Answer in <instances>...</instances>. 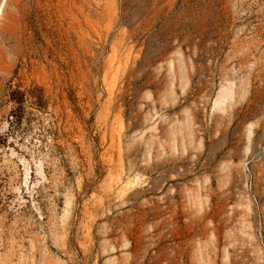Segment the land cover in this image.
Returning <instances> with one entry per match:
<instances>
[{
    "label": "rangeland",
    "instance_id": "1",
    "mask_svg": "<svg viewBox=\"0 0 264 264\" xmlns=\"http://www.w3.org/2000/svg\"><path fill=\"white\" fill-rule=\"evenodd\" d=\"M0 135V264H264V0H0Z\"/></svg>",
    "mask_w": 264,
    "mask_h": 264
},
{
    "label": "trees",
    "instance_id": "2",
    "mask_svg": "<svg viewBox=\"0 0 264 264\" xmlns=\"http://www.w3.org/2000/svg\"><path fill=\"white\" fill-rule=\"evenodd\" d=\"M10 100L14 105L10 118L13 133L28 132L31 127L32 116L36 112H44L47 106L44 91L41 88H34L29 91L14 90L10 93ZM23 123H26L25 128ZM6 137L0 135V145L6 142Z\"/></svg>",
    "mask_w": 264,
    "mask_h": 264
}]
</instances>
